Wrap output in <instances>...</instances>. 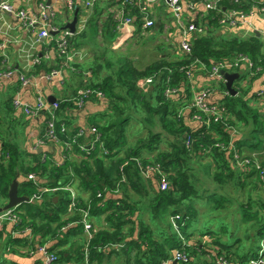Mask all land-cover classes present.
<instances>
[{
	"label": "crops",
	"instance_id": "0c3cea01",
	"mask_svg": "<svg viewBox=\"0 0 264 264\" xmlns=\"http://www.w3.org/2000/svg\"><path fill=\"white\" fill-rule=\"evenodd\" d=\"M8 1L12 4L13 9H27L32 16H37L40 3H44L46 6L49 3L48 8L55 13L52 22L60 28H63L73 18L74 11L67 9L65 0ZM74 1L77 6V23L75 32L69 38V49L74 50L77 57L75 61L71 62H66L56 54L52 40L55 34L40 38L38 29L24 28L19 25V20L13 12L0 10V158L7 151L6 149L12 148L7 165L10 159L14 158L16 161L15 175L19 173L18 193L29 197V201L23 202L25 204L21 203L23 205L20 204V206L26 219L36 231L34 237L30 239L31 236H28V232L16 230L9 221L3 222L0 225V264H44V255L35 250L40 243L55 250H69V260L72 261L75 253H78L82 246L85 247L97 233L114 232L116 222L110 219L109 213L116 199L124 200L129 206V215L126 217L127 229L121 230L123 238L105 246L107 253L102 257L100 264H149V262L144 263V261L137 260L140 254L133 248L130 250V241L135 240L140 227L145 226L152 230L150 239L157 242L164 239L163 232L156 231L158 225L156 230L153 229V225L161 222L172 232L169 216L176 209H181L182 206L174 203L166 208L167 215L163 211L162 214L165 213V215L160 220L149 219V205L158 201L160 192L155 174L149 173L148 176H144L140 173L139 178L133 175L126 177L128 182L122 183L120 191L108 193L104 200H100L96 196L100 190L98 186L100 187L104 182L96 180L93 175L107 169L110 171L106 174L107 180L110 182L117 177L118 166L129 154L137 155L128 157L141 156L152 159L159 151L172 152L174 135L168 131L165 132L164 125L159 121V115H155L152 126L148 122L147 113L138 102L129 101L124 85L127 77L123 72L127 68L142 70L149 65L179 60L182 57L180 55L182 34L174 23L171 10L165 0H154L148 4V16L154 24L143 32L140 31V24L135 20V17L131 24L119 29L113 27L108 9L116 0H95L90 9L86 7L88 0ZM181 1L185 16L194 22L204 23V34L212 36L216 41H227L233 38L246 40L256 36L262 43L261 51L264 53V15L259 11V6H262L264 0H243V10L254 7L255 14L246 22H237L234 25L221 21L226 12L234 4H238L234 0ZM212 1H216L220 6L218 10L207 8V3ZM220 1L223 2L222 6ZM136 3L138 4L137 0L134 5ZM131 8L133 11L134 7ZM82 19H85V26L83 30L77 32V27ZM29 48L32 53L40 56V62L34 66H30L31 62L23 54V51ZM227 60L231 61L232 57ZM59 68L61 69L59 74L50 75L51 71ZM227 70L229 72L242 71L240 76L242 82L238 85V88H242L240 92L242 95L239 97L238 94L229 96L233 99L241 97L245 100L250 108L259 112V120L263 122L264 98L259 95L258 91L264 86V70L252 72L245 62L241 63L238 68ZM25 79L26 83L23 82ZM103 80H108L106 84L112 90L110 95L90 98L80 106L75 104L74 98L81 90L87 85L100 84ZM135 84L138 86L136 82ZM151 84L142 83L141 92H147L152 87ZM190 84L192 85L191 92L193 89L208 85L214 87L207 97L209 103L218 102L224 97L222 82L202 69H195ZM223 84L225 86L224 78ZM179 91L178 95L170 96L171 100H168L164 106L167 112L173 111L178 102L185 100L186 88L184 90L182 87ZM39 93L47 106L52 104L49 98L55 100H53L57 106L54 112L55 130L60 138V141H48L42 146H37V141L45 129L48 117L46 112L42 111L36 116H29L23 110L25 105H35L36 96ZM229 96L224 98L226 102L230 100L227 99ZM16 98L21 101L22 105L17 107L13 105L12 101ZM153 103L155 106L159 104L155 99H153ZM186 103L182 102L183 105ZM118 109H126V111L119 114ZM181 118L188 129L198 126V122L193 119L188 106L183 110ZM124 119L127 120L122 122ZM62 122L68 126V128L66 126V132L70 134L76 132L77 129L84 131L82 142L89 153L73 146L68 148L70 153L65 159L66 147L61 139L66 133L62 135L60 132ZM119 122L124 124L125 137L123 136L115 142L119 146L114 153L109 151L107 155L100 154L97 145H95L96 142H93L96 132L92 130V127H96L97 133L101 134V126H109V130L114 136L115 127L119 126ZM236 128L233 149L241 143L240 148L250 150L249 145L256 144L258 137L251 139L254 132L251 127L247 128L243 123H240ZM149 131L159 133V138L153 143V147L137 148L138 141L145 138ZM263 137V134H259V138ZM256 147L258 149V146ZM65 160L68 162L66 166H63ZM186 162L185 169L188 173L190 168L201 171H210L212 168L211 158L205 157L204 154L188 158ZM42 164L51 170L61 169L63 190L69 192L71 189L76 197L88 204V218L93 231L86 232L83 226L76 222L77 211L69 203L62 213L56 212L59 205L57 190L48 193L42 201H33L31 198L33 188L29 189L30 182L27 173L33 168H37L32 173H35L34 175L38 179V176L42 174L40 168ZM129 181H133L135 185H131ZM26 190H28V194L24 192ZM6 200L7 198L0 194V205L4 204ZM48 201L51 203L46 204L43 207L44 210L38 215L35 211L36 207H41ZM133 208L134 210L131 211ZM234 210L222 209L221 214L216 216L223 220L226 232L231 235L230 237L220 234L221 238L218 243L221 242L220 245L230 252L235 264H245L250 258L257 256L261 236L257 233L258 228L250 229L251 232L247 236H239L235 230L231 231L229 226L233 220L231 214H234L240 221H245V218L241 216L242 212L238 210L239 213L235 214ZM48 218L55 219L49 221ZM123 226L124 224H122V229ZM38 228H42V230L39 231ZM61 230L64 234L69 232L66 243L63 245L57 244V239L54 237L59 235L58 232ZM162 230L164 233L167 232L164 228ZM187 231H190L187 241L188 250L192 255L188 264H214L205 257V253L212 250L207 249L211 246L208 236L203 237V231L195 230L191 219L187 224ZM220 231L223 232L222 229ZM41 233H44L45 238L48 239H44ZM28 239L30 240L28 241ZM29 242V245H32L30 247H34L32 252L29 251L27 245ZM126 243H128L127 247H125ZM177 248L178 246L173 248L169 258L161 264H165V262L180 264L173 260V254ZM65 255L67 254L65 253ZM262 264H264V256Z\"/></svg>",
	"mask_w": 264,
	"mask_h": 264
},
{
	"label": "trees",
	"instance_id": "16d2710c",
	"mask_svg": "<svg viewBox=\"0 0 264 264\" xmlns=\"http://www.w3.org/2000/svg\"><path fill=\"white\" fill-rule=\"evenodd\" d=\"M118 1V0H116ZM115 1V2H116ZM235 2V0H234ZM243 0H238L236 3H240L241 5L234 4L232 8L230 9H240L243 10L242 5ZM135 0L132 2V4L127 6V11L129 14L135 17V20H137L140 24V15H139V8L138 4L134 5ZM223 3V2H222ZM220 1L221 6L223 5ZM134 7L133 11L132 8ZM222 9V8H221ZM251 9V7L249 8ZM248 9V10H249ZM218 10V9H217ZM245 9L244 11H248ZM201 23V22H197ZM204 25V23H202ZM205 26V25H204ZM114 27V23H113ZM115 28V27H114ZM141 30V27H140ZM54 42V41H53ZM54 42V47H55ZM262 43L259 41L258 37L252 36L246 40H238L236 38L227 40V41H216L212 36H208L204 33H202L198 37H194L192 39V50L190 54H184L182 57L179 58V60L173 61V62H161L159 64L155 65H149L146 68L142 70H138L135 68H127L124 70L123 74L125 77H127V81H125V87H126V95L129 96V101L132 102L136 101L140 105V107L147 113L148 116V122L153 126L155 115H159V121L162 122L164 125L165 132H170L174 135L175 140L172 144V152L167 151H159L157 155H155L154 161L159 162L162 165V168L167 173V177L170 180L171 186L169 189L165 191H161L158 193V201L155 203H151L149 205V219H157L160 220L165 215L162 214L163 211H166V208L169 205H173L174 203H180L181 200L187 199L190 196L194 194L193 186L190 184V178L191 174L190 171H194L193 168L189 169V173L186 171L185 166H187V159H191L192 157H195V155H203L206 157L211 158L212 162V168L210 171L204 170V173L208 172L213 173V180L217 183H222V180L224 178L232 179L234 181L238 180L240 181L241 185L246 186V182H252L254 186L257 189H260L259 185H262L264 187V181L259 176V170L255 169L254 165L249 164L245 166H241L237 160L234 158L233 153L238 152L239 154H243L245 151L246 153L252 152V151H258L260 152L259 157L264 156V137L259 138V134L264 135V121L259 120V112L257 110H253L250 108L245 100L238 98L233 99V97L229 96L230 94H223V105L228 109V120L229 123L227 126L223 125L221 122H212L209 127H206L205 125H201L198 123V126L196 128L188 129L183 124L182 115L181 117H177V112L181 110V113H183V110L185 107H187V101L191 97V87L190 84L191 78L188 79L186 73H184L183 70L180 69L181 66L186 64H191V62L195 60H199L200 62H203L206 66H210L213 62H223L233 56H235L238 53H243L247 55L255 64L254 68L260 66L264 68V53L261 51ZM75 65V64H74ZM75 67V66H74ZM195 71V70H194ZM155 74L153 78V82L151 84L152 87L147 92H141L142 83H144L145 77L149 75ZM194 74V72H193ZM108 80H103L100 84H95L89 87L92 88H98L106 94L110 95L111 88L109 85H107ZM135 82L138 84L136 86ZM222 82V81H221ZM166 84L175 85L178 89L176 93L173 95H178L180 93V89L183 87L184 90L186 88V98L183 100L186 104L183 105L182 102H178L176 109L173 111H166L164 109V106L167 104L168 100H171L170 96L173 95H165L163 93L164 86ZM88 86V85H87ZM222 89H226L223 82H222ZM238 90V97L242 95L240 93L242 91V88H237ZM227 99H230L227 102L224 98L228 97ZM124 99V98H121ZM153 99L156 100V103H159L155 106L153 103ZM125 100V99H124ZM131 103V102H130ZM123 107V106H122ZM120 107V108H122ZM191 113L193 112L192 109L188 108ZM119 114L123 113V110L118 109L117 111ZM127 119H124L122 122H125ZM242 122L246 126H251L253 130V134L251 139H255L256 136L258 137V140L256 141V144H250L249 147L250 150H244L241 147V143H239V146H235L236 148L233 149V143L236 136V123ZM61 124H64L63 122ZM65 125V124H64ZM115 127L114 136L112 135V132L109 130V126H101V134L99 133V140L95 143L97 145L100 154L107 155L109 151L111 153H114L116 149L118 148L117 142L120 140L123 136L125 137V129L124 124L118 123ZM67 126V125H65ZM68 128V126H67ZM99 132V131H98ZM62 137V141H70L72 137L74 136V133H68ZM188 133L191 136V144L189 147H186L184 144V134ZM257 133V134H255ZM183 135V136H182ZM246 135V134H245ZM159 138V133H156L154 131H149L148 135L145 138H141L137 143V148L140 147H153V143ZM83 136L79 137L77 139V142L72 143L73 146H77L80 150L86 151V146L82 142ZM221 141L226 145L225 147H218L214 146L215 141ZM82 144V147L79 146ZM258 146V149L257 147ZM7 151L4 152L3 156L0 158V194L3 197L7 198V191L8 186L15 176V168H16V161L10 159L9 164L8 160L10 157V154L12 153V148L6 149ZM70 153L69 149H65V159L68 157V154ZM89 153V151L87 152ZM262 154V155H261ZM131 155H137V154H129L125 156L124 160L120 163V165L127 161L125 165L122 166V170H120V165L118 166L117 171V177L114 178L112 181L108 182L107 180V173L110 171L107 169H104L103 172L99 171L96 174L93 175V177L98 181H103L104 183L101 184V186L98 188L100 189L98 192H100V196H96L100 200H104L106 198V195L108 193L117 191H120V186L122 183H127L126 177H129L130 175H133L136 178H139L140 171L138 169V166L136 162L133 160V158H137L141 156H134V157H128ZM127 157V158H126ZM142 159H148V158H142ZM68 160H65L63 166H66ZM260 164L262 167H264V158H262V161H260ZM3 166V167H2ZM42 169V174L36 177V182L29 180V186L33 191H36V187H45L49 188L50 190L45 191L42 193V197L38 199H33V201H42L45 196L50 193L57 190V193L59 194V205L57 213H62L64 209L66 208V205L70 202V192L63 190V181L61 180V169H55L51 170L48 168L45 164H42L40 166ZM37 168H33L30 170L29 173L35 172ZM192 169V170H191ZM254 171V172H253ZM28 174V173H27ZM35 174V173H34ZM253 177H256L258 184L254 180ZM246 181V182H245ZM225 182V181H224ZM131 185H135L133 181H129ZM28 194V190L24 191ZM215 191H212L213 193ZM31 194V195H32ZM57 197V196H55ZM215 197L217 198V205L221 206H227L226 204H229L228 202V196H219L217 192H215ZM78 198V197H77ZM224 202H220L221 200ZM113 201V200H112ZM110 201V202H112ZM48 203H51L48 201L47 203H43L41 207L37 206L35 211L39 215L41 211L44 210V206ZM168 205H165V204ZM25 204V203H23ZM21 204V205H23ZM53 205V204H52ZM242 206V209H239V211L242 212V217H247L246 212L251 208L247 204H244ZM247 207V208H246ZM81 208H88V204L83 202L80 198H78V204L74 208L77 211V223L82 225L80 222L81 219ZM186 208L188 210L189 207H181ZM223 209V207H222ZM16 210L18 211V215L21 217V222L18 225H12V227H15L16 230L25 232V228H30V233L32 239L34 237V234L36 233L34 226L26 219L24 212L22 211V208L20 204L16 207ZM109 217L111 220L116 222V228H114V232L107 233V232H100L97 233L91 240L87 243L85 247L82 246L81 250L78 253H75L73 256V260L70 261V251L69 250H55L52 248H48L50 251H54L60 262H70L71 264H84V254L87 250L88 253V264H100V261L103 256L106 255L107 249L105 246L111 243H116L118 239L122 237V231L124 229H127L126 226V217L129 215V206L128 204L122 200V199H116L114 201V204L112 208L110 209ZM134 208L131 210L133 211ZM175 212H181L188 216V222H190V214L186 212V210H180L176 209ZM174 213V212H173ZM251 216L256 217L257 225L255 228H258V234L261 236L262 239H264V216L257 215L254 212L251 214ZM54 220L55 218H48V220ZM122 224H124L122 229ZM156 227L158 225L155 224ZM171 226V225H170ZM164 230L167 232L164 233L163 230H161L165 238L159 242L153 241L150 239L152 237V230L149 229L147 226L140 227L139 231L137 232L135 240H131L130 242V250L135 249L140 255H138L137 260L149 262V264H161L164 260L169 258V254L173 248L176 246H179L180 242L177 239V235L175 232H172L163 225ZM37 230H42V228H38ZM122 230V231H121ZM60 232V233H59ZM56 235L57 244H65L67 240V234H64L61 231H59ZM183 232L187 238H189L190 233H187V228L183 229ZM203 235H207L210 239V242L214 245H217L221 251L225 253V255L231 259L234 260V258H231V254L228 250L224 249L220 244L218 243L220 234L216 232H206L203 231ZM41 236H43L44 239L46 235L44 236V233H41ZM123 238V237H122ZM28 239V241L30 240ZM35 243V238L33 239ZM30 242L27 244L29 246V249H34V247H30L32 245H29ZM42 244V243H40ZM44 244V243H43ZM125 245V244H124ZM128 243H126L125 247H127ZM65 253L67 255H65Z\"/></svg>",
	"mask_w": 264,
	"mask_h": 264
},
{
	"label": "built area",
	"instance_id": "2783aa9c",
	"mask_svg": "<svg viewBox=\"0 0 264 264\" xmlns=\"http://www.w3.org/2000/svg\"><path fill=\"white\" fill-rule=\"evenodd\" d=\"M95 0H88L86 2V7L91 8ZM134 0H118L116 3L114 2L109 6L108 13L110 14L112 21L114 23V27L119 29L127 24H131L134 16L128 13L127 6L132 4ZM138 1V8H139V15H140V31H147L150 29L154 22L151 18H149L148 13V4L153 2L154 0H137ZM167 5L171 10V15L174 20V23L179 28L182 34L181 42H180V55L183 56L184 54H190L192 50V39L194 37L200 36L204 33L205 27L202 23H197L190 20L187 16L183 14V4L181 0H165ZM238 2V0H235ZM66 7L68 10L72 12L77 8L74 0H65ZM220 6L217 4L216 1H212L211 3H207V8L209 9H218ZM0 10L13 12L19 20V25L27 28L29 30L38 29V37L46 38L50 35L49 31H57L55 36L52 40L55 42V51L56 54L61 57L66 62L75 61L77 57V53L74 50H70V35L72 33L66 28L62 29L58 27L55 23H53V18L55 13L48 8V5H44V3L39 4V11H37V16H32L30 11L23 8L13 9L12 4L9 3L8 0H0ZM255 8L252 7L248 11H244L241 9H229L225 16L222 18L226 24L234 25L237 22H246L250 17L255 14ZM259 11L264 15V2L262 6H259ZM85 26V19H82L77 27V32L83 30ZM48 28L50 29L48 31ZM23 54L27 60L31 62L30 66H34L40 62V56L31 52V48L26 49L23 51ZM246 63L249 65V70L252 72L262 71L264 70L263 67H256L253 61L245 54L238 53L232 57L231 61L225 60L223 62H213L210 66H206L203 62L199 60H195L191 62V64H186L180 67L181 70L186 73L187 78L190 79L193 77V72L196 68L202 69L207 72L213 78L220 80L223 82V74H221L220 69H231V68H238L241 63ZM61 69H55L50 72V75H57ZM155 74L149 75L145 77L144 83L150 84L153 81ZM26 79L23 81L26 83ZM175 85L166 84L163 89V93L165 95H173L178 91ZM214 90V87L208 85L205 87H201L198 89H193L191 92L190 100L187 102L188 108L192 109V117L196 120L199 124H203L206 127L214 122H221L223 125L227 126L229 123L228 120V109L223 105L222 100L209 103L207 101L208 95ZM259 95L264 98V86L258 91ZM222 94H229L226 89L222 90ZM104 93L101 89L92 88V87H85L81 90L76 97L74 98V102L77 105H82L86 100L94 97H103ZM14 106L22 105L19 99H14L12 101ZM56 103H52L50 105H46V102L42 95L39 93L36 96V103L33 106L25 105L23 110L24 113L29 116H36L40 114V112L45 111L47 114L45 129L37 141V146H42L48 141H60L59 136L55 130V116L54 112L56 109ZM182 113L181 110L177 112V117H181ZM92 130L96 132V135L93 139V142H98L99 134L97 133L96 127H92ZM60 132L61 134H65L66 126L64 124L60 125ZM84 135V131L82 129H77L74 136L70 141H66L65 147L71 148L72 143L77 142L79 137ZM184 144L186 147H189L191 144V136L188 133L184 134ZM79 146L82 147V144ZM214 146L218 147H225L223 142L217 140L214 142ZM252 158H259L260 152L252 151L247 153ZM256 155V156H254ZM234 158L241 166L249 165L250 159L245 157L244 154H239L238 152L233 153ZM136 162L139 171L142 175L148 176L149 173H153L157 176L158 179V186L159 189L165 191L170 188L171 183L169 178L167 177V173L162 168V165L157 162L153 161L152 159H141L139 157L133 158ZM259 163H254L253 165L257 170H259V176L264 181V167L261 166L260 160ZM127 161H124L120 165V170H122V166L125 165ZM28 179H31L36 182L35 175L31 172L27 174ZM50 190L49 188L45 187H36V191L31 195L32 199H38L42 197V193L45 191ZM97 196H100V192L97 193ZM70 206L75 208L78 204V198L70 189ZM81 219L80 222L86 232L93 231L92 224L88 218V208H81ZM188 216L181 213L175 212L169 216V222L171 224V228L173 232L176 233L177 239L179 240L180 244L178 248L174 251L173 260L180 262L181 264H187L191 260V252L188 250V239L183 233V229L185 228V224L187 222ZM9 221L13 225H18L21 222V217L18 215V211L16 207L8 209L2 213H0V225L3 222ZM28 232V236H31L30 228L24 229ZM28 237V238H29ZM204 237V236H203ZM211 252L205 253V257L207 260L214 264H235V260L229 259L223 251L219 249L217 245L211 246ZM34 249H29V251H33ZM35 250L41 252L44 255V264H71L70 262H60L58 259L57 254L54 251L48 250L45 244H38ZM264 256V239L260 240V246L258 250V254L256 257L250 258L245 264H260L263 262ZM84 264H88V253L87 250L84 254ZM167 264V262H165Z\"/></svg>",
	"mask_w": 264,
	"mask_h": 264
},
{
	"label": "rangeland",
	"instance_id": "374dc122",
	"mask_svg": "<svg viewBox=\"0 0 264 264\" xmlns=\"http://www.w3.org/2000/svg\"><path fill=\"white\" fill-rule=\"evenodd\" d=\"M241 82L242 78H239L233 82V86L235 88H238V85H240ZM125 111L126 109L123 110V112ZM240 123L242 122H237L236 127L239 126ZM246 127L248 128L251 126ZM243 154L245 157H248L250 159V164L252 165L254 163H259L258 160L262 161V158H264V156L259 158H252L245 152ZM194 167L196 168V164ZM207 173H204V171H201L199 169L190 171V184L193 186L194 194L187 199L181 200V206L189 207L188 210L186 208H181L180 210H186L190 214L192 226L195 230H201L210 233L216 232L221 235L225 234L226 236L229 235L231 237V235L225 230V224L223 223V220L217 218L216 216L221 214L222 207L223 210L236 209L234 210V213H239L238 210L242 209V207H245L242 205L247 204L248 202V205L251 208L246 212L247 217H245V221H240L234 214H231L233 220L229 223V226L231 228V231L234 232L235 230L237 235L239 236L249 235L251 232L250 229H254L257 225L256 217L251 216V214L254 212L257 215L264 216V187L258 184L256 177L253 178L260 186V189H257L252 182L248 183L245 181V186L241 185L240 181H234L230 178H224L222 180V183L219 184L216 181L214 182L212 178L213 173ZM212 191L217 192L220 197L222 195L225 197L228 196L229 198L227 200L229 204H227V206L217 205V203H215L217 202L215 192L211 193ZM220 202L224 201L221 200ZM218 207L220 208L217 209ZM165 213L167 215L168 211H165ZM163 225L164 224L159 222L158 229L156 230V225H153V229L156 231L162 230ZM220 229H222L223 232L220 231ZM187 233H190V231H187Z\"/></svg>",
	"mask_w": 264,
	"mask_h": 264
},
{
	"label": "water",
	"instance_id": "95a60500",
	"mask_svg": "<svg viewBox=\"0 0 264 264\" xmlns=\"http://www.w3.org/2000/svg\"><path fill=\"white\" fill-rule=\"evenodd\" d=\"M47 5H49V3H47ZM76 23H77V9L74 10L72 20L67 22L64 25L63 29L67 28L71 33H74L75 28H76ZM56 33H57V31H50V34H56ZM220 72L224 76L225 87L228 90L229 94L232 96L236 95L238 93V90H237V88H235L233 86V82H234V80H237L240 78L242 71L238 70V71L229 72L227 69L222 68V69H220ZM49 100H51V103H53L55 101L54 98H52V99L49 98ZM18 185H19V173H16V175L13 177V179L11 180V182L8 186L7 200L4 204L0 205V213L7 210V209L16 207L23 202L29 201L28 196L20 195L18 193ZM260 264H262V263H260Z\"/></svg>",
	"mask_w": 264,
	"mask_h": 264
},
{
	"label": "clouds",
	"instance_id": "9594fccd",
	"mask_svg": "<svg viewBox=\"0 0 264 264\" xmlns=\"http://www.w3.org/2000/svg\"><path fill=\"white\" fill-rule=\"evenodd\" d=\"M63 29V28H62ZM73 34V33H72ZM225 81V80H224ZM86 87H89V86H86ZM226 88V87H225ZM227 90V89H226ZM228 91V90H227ZM97 129V128H96ZM140 158V157H139ZM142 159V158H141ZM145 160V159H144ZM153 161H154V159H153ZM34 174V173H33ZM160 190V189H159ZM162 191V190H161ZM70 192V191H69ZM17 207V206H16ZM14 208V207H13ZM11 209V208H10ZM8 210V209H7ZM6 211V210H5ZM4 212V211H3ZM2 213V212H1ZM175 213V212H174ZM187 224H188V222H186V224H185V228H187ZM184 228V229H185ZM184 233V232H183ZM203 236H205V235H203ZM188 239V238H187ZM208 239H210L209 237H208ZM209 243H211L210 241H209ZM214 244H212L211 243V246H213ZM211 246L209 247V248H211ZM192 256V255H191ZM181 264V263H180ZM188 264V263H187Z\"/></svg>",
	"mask_w": 264,
	"mask_h": 264
},
{
	"label": "flooded vegetation",
	"instance_id": "af4514ba",
	"mask_svg": "<svg viewBox=\"0 0 264 264\" xmlns=\"http://www.w3.org/2000/svg\"><path fill=\"white\" fill-rule=\"evenodd\" d=\"M76 10V9H75ZM153 82V81H152Z\"/></svg>",
	"mask_w": 264,
	"mask_h": 264
}]
</instances>
